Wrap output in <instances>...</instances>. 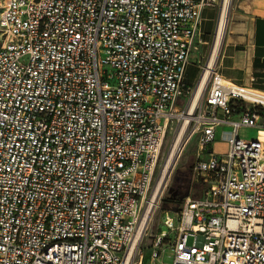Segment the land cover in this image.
Listing matches in <instances>:
<instances>
[{"label":"built area","instance_id":"1","mask_svg":"<svg viewBox=\"0 0 264 264\" xmlns=\"http://www.w3.org/2000/svg\"><path fill=\"white\" fill-rule=\"evenodd\" d=\"M224 4L0 0V264H165V243L170 264H264V140L239 136L264 128V92L225 79L214 43L184 81L203 10L220 20ZM195 136L204 187L166 212L146 259Z\"/></svg>","mask_w":264,"mask_h":264},{"label":"crops","instance_id":"2","mask_svg":"<svg viewBox=\"0 0 264 264\" xmlns=\"http://www.w3.org/2000/svg\"><path fill=\"white\" fill-rule=\"evenodd\" d=\"M218 22V7L203 10L200 24L202 42L193 48V60L192 53L190 55V61L198 65L200 73L211 53ZM218 61L225 79L264 92V0L233 1L218 51ZM228 128L226 125L220 126L217 135Z\"/></svg>","mask_w":264,"mask_h":264},{"label":"rangeland","instance_id":"3","mask_svg":"<svg viewBox=\"0 0 264 264\" xmlns=\"http://www.w3.org/2000/svg\"><path fill=\"white\" fill-rule=\"evenodd\" d=\"M194 52H195V50H194ZM193 53L191 55L192 60L194 58ZM199 75H200V69H199L198 65L195 64L193 61H190L187 64V68H186V73H185V78H184L185 83L187 85L194 87L197 80H198ZM228 130H229V128L224 129V131L219 132V134L217 135V139L212 144V148L215 152H218V153H226L227 152L228 145H227L226 139L228 137ZM256 135H258V137L260 139H264V128L257 129L255 127H243L239 131V136H241L243 138H253ZM197 146H198L197 136H195L189 142L188 146L186 147L183 154L181 155L176 168L172 172V176H171L169 185L167 187V190L165 192V195L170 189H175L176 187H179L180 190H182V192H181L182 197L187 195L188 193L198 195L202 192V189L204 187L203 184L201 186L200 185L194 186L192 184V172H191V170H192V166L196 160L195 153H196L197 148H198ZM167 149H168V147L165 148V153L162 156V158H163L162 162L164 161V158L166 156ZM165 195H164V197H165ZM166 212H168L170 215H175L174 212H172L171 210H163L162 206H161L157 210V212L154 214L153 221L151 222V224L149 225L148 229L145 232L143 248H144V252L146 255V259H148L149 255H150V251L152 249V239L154 238V236L160 231H164V230H166L168 232L170 231V229L164 224ZM175 223H177L176 218H175ZM173 235L174 234L172 233L171 234L172 238H173ZM191 242H192V238H189V243H191ZM163 247L165 248V252H164L163 256L161 257V262L165 263V264H170L173 262L174 252L170 249V247L168 246V243H165L163 245Z\"/></svg>","mask_w":264,"mask_h":264},{"label":"bare ground","instance_id":"4","mask_svg":"<svg viewBox=\"0 0 264 264\" xmlns=\"http://www.w3.org/2000/svg\"><path fill=\"white\" fill-rule=\"evenodd\" d=\"M228 5H229V0H225L223 13L220 17V20L218 22L217 29H216L212 58H214L217 55L219 48L221 46V42H222L224 33H225L226 24H227V16H228ZM257 94H258V92L253 91V98H257L258 97ZM261 140H264V139H261ZM173 157H174V151L171 153V155L167 161V164L165 167V173L167 172L168 168L171 166ZM152 221H153V219H152Z\"/></svg>","mask_w":264,"mask_h":264},{"label":"trees","instance_id":"5","mask_svg":"<svg viewBox=\"0 0 264 264\" xmlns=\"http://www.w3.org/2000/svg\"><path fill=\"white\" fill-rule=\"evenodd\" d=\"M182 190H180L179 187H176L175 189H170L165 197L162 200V209L163 210H171L173 211V209H179L180 204L182 202Z\"/></svg>","mask_w":264,"mask_h":264},{"label":"water","instance_id":"6","mask_svg":"<svg viewBox=\"0 0 264 264\" xmlns=\"http://www.w3.org/2000/svg\"><path fill=\"white\" fill-rule=\"evenodd\" d=\"M173 211H177V209L175 208V209H173Z\"/></svg>","mask_w":264,"mask_h":264},{"label":"flooded vegetation","instance_id":"7","mask_svg":"<svg viewBox=\"0 0 264 264\" xmlns=\"http://www.w3.org/2000/svg\"><path fill=\"white\" fill-rule=\"evenodd\" d=\"M184 198V196L182 197V199ZM183 201V200H182Z\"/></svg>","mask_w":264,"mask_h":264}]
</instances>
